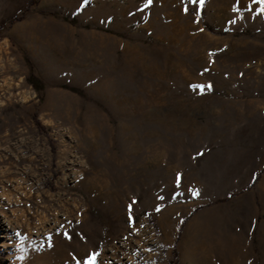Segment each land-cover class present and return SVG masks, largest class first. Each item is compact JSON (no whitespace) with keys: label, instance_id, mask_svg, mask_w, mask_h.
<instances>
[{"label":"rangeland","instance_id":"374dc122","mask_svg":"<svg viewBox=\"0 0 264 264\" xmlns=\"http://www.w3.org/2000/svg\"><path fill=\"white\" fill-rule=\"evenodd\" d=\"M32 1L0 0V264H264V0Z\"/></svg>","mask_w":264,"mask_h":264},{"label":"snow or ice","instance_id":"6c2138e0","mask_svg":"<svg viewBox=\"0 0 264 264\" xmlns=\"http://www.w3.org/2000/svg\"><path fill=\"white\" fill-rule=\"evenodd\" d=\"M199 3L201 5V7L203 6L204 4V0H192V3L193 4H196V3ZM258 2H261V0H258ZM85 3H87V0H85ZM152 3V0H148V4L150 5ZM187 11V9H186ZM197 87H200L201 89H203V85H200V86H197ZM208 87H211V85H209ZM196 195H199V193H195ZM89 264H95V257H93V259L89 262Z\"/></svg>","mask_w":264,"mask_h":264},{"label":"trees","instance_id":"16d2710c","mask_svg":"<svg viewBox=\"0 0 264 264\" xmlns=\"http://www.w3.org/2000/svg\"><path fill=\"white\" fill-rule=\"evenodd\" d=\"M35 1H36V0H33V1H32V2H33V4L35 3ZM33 78H34V77H33ZM30 79H32V78H30Z\"/></svg>","mask_w":264,"mask_h":264},{"label":"bare ground","instance_id":"6f19581e","mask_svg":"<svg viewBox=\"0 0 264 264\" xmlns=\"http://www.w3.org/2000/svg\"><path fill=\"white\" fill-rule=\"evenodd\" d=\"M5 111H6V109H5Z\"/></svg>","mask_w":264,"mask_h":264}]
</instances>
